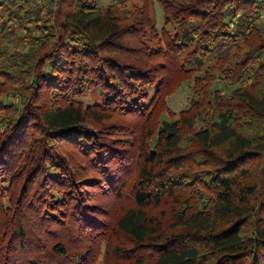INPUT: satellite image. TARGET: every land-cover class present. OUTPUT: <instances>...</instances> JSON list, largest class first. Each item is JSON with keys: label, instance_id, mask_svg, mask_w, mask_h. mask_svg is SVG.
Returning <instances> with one entry per match:
<instances>
[{"label": "trees", "instance_id": "1", "mask_svg": "<svg viewBox=\"0 0 264 264\" xmlns=\"http://www.w3.org/2000/svg\"><path fill=\"white\" fill-rule=\"evenodd\" d=\"M19 181L5 264H264V0H0V193Z\"/></svg>", "mask_w": 264, "mask_h": 264}, {"label": "rangeland", "instance_id": "2", "mask_svg": "<svg viewBox=\"0 0 264 264\" xmlns=\"http://www.w3.org/2000/svg\"><path fill=\"white\" fill-rule=\"evenodd\" d=\"M152 16H153L154 23L160 29L161 26L163 25L164 20H163V12L158 2H155L152 7ZM153 44L156 45L155 42ZM219 86L221 87L222 84H219ZM191 88H192V82H185L181 86H179L175 90L174 93L168 96L166 99V110H165V113L162 114L161 118L165 120H169L170 118L177 117V115L182 110L186 109L192 97ZM80 100H82L85 104H102L105 101V97L95 92H86L83 96L80 97ZM117 120L119 122H129L130 121L129 119L127 120L126 117L125 118L119 117L117 118ZM19 183H21V181L15 183L13 187L14 190L12 189L13 191L11 190L9 192L0 193V208L1 210H3V212H5V210L7 209L4 215L9 217V220H10L9 222H7L8 220L4 216H0V233H1L0 237L2 235V232L5 229L8 230L10 228L11 222L15 220L14 218L16 217V214L19 211L20 206H18L17 204L18 202L17 196H18V192L20 189ZM31 214L35 215L36 213L31 212ZM0 215H1V211H0ZM31 226H34V228H32ZM27 227H28V230H29V227H31L29 230V231H31V229L33 230L31 233L35 235H40L39 231L35 229L37 228V225L32 224V222H28ZM41 237L44 238L46 236L43 237V234H42ZM6 240L8 239H5L4 242H6ZM2 244H3V237H1L0 239V247ZM4 251H5L4 247L2 250L0 249V264H5V258H3ZM103 256H104V250L101 253V255L97 257L95 262H93V264H104Z\"/></svg>", "mask_w": 264, "mask_h": 264}]
</instances>
